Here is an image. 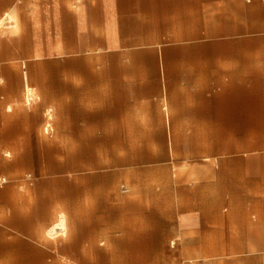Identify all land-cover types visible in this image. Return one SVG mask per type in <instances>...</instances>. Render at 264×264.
I'll list each match as a JSON object with an SVG mask.
<instances>
[{"label":"rangeland","instance_id":"obj_1","mask_svg":"<svg viewBox=\"0 0 264 264\" xmlns=\"http://www.w3.org/2000/svg\"><path fill=\"white\" fill-rule=\"evenodd\" d=\"M30 1L0 0L15 22L0 27V264H264V109L235 114L223 94L213 130L139 129L117 67L105 70L115 98L88 102L86 66L22 49ZM249 40L263 57L264 36ZM73 73L75 87L59 83Z\"/></svg>","mask_w":264,"mask_h":264},{"label":"crops","instance_id":"obj_2","mask_svg":"<svg viewBox=\"0 0 264 264\" xmlns=\"http://www.w3.org/2000/svg\"><path fill=\"white\" fill-rule=\"evenodd\" d=\"M28 4L38 9L24 12V20L30 22L23 25L34 29V38H19L33 44L22 49L46 51L55 62L86 66V86L78 88L85 90L88 102L90 97L99 103L115 98L111 91L106 94L105 70L117 67V100L129 99L130 122L145 121L139 129L213 130L223 94L235 114L264 109V44L263 57L258 58V46L249 40L252 35L264 36V0H31ZM220 37L227 38V58L218 57ZM62 76L58 81L66 88L70 83L75 87L74 79L84 78L73 73L65 81ZM90 78L97 80L95 87H89ZM222 88L225 91L219 93ZM59 96L56 91L55 97ZM61 129L66 132L70 127Z\"/></svg>","mask_w":264,"mask_h":264},{"label":"bare ground","instance_id":"obj_3","mask_svg":"<svg viewBox=\"0 0 264 264\" xmlns=\"http://www.w3.org/2000/svg\"><path fill=\"white\" fill-rule=\"evenodd\" d=\"M5 19H8L11 23L14 22V19L8 14L4 18L0 19V27L3 26V24H4L3 21ZM26 92L31 94V95L33 94V96L35 94V93H33L34 91L32 92L31 89H26ZM62 231H63V226H62V224L58 223V224L55 225L54 228H51V229L47 230L45 232V235H46V237L53 239V238H56L60 233L62 234Z\"/></svg>","mask_w":264,"mask_h":264},{"label":"built area","instance_id":"obj_4","mask_svg":"<svg viewBox=\"0 0 264 264\" xmlns=\"http://www.w3.org/2000/svg\"><path fill=\"white\" fill-rule=\"evenodd\" d=\"M26 94H27V97L31 100L30 95L28 93H26ZM44 134L45 135L51 134V128L49 125H46V127L44 129ZM7 184H8V179L6 177L0 175V188L6 186ZM121 191H122V193L126 192V190L124 188H121Z\"/></svg>","mask_w":264,"mask_h":264}]
</instances>
